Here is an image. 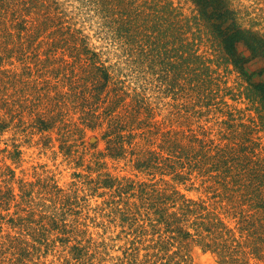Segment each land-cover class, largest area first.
I'll use <instances>...</instances> for the list:
<instances>
[{"label":"trees","instance_id":"obj_1","mask_svg":"<svg viewBox=\"0 0 264 264\" xmlns=\"http://www.w3.org/2000/svg\"><path fill=\"white\" fill-rule=\"evenodd\" d=\"M188 1L191 13L173 0H81L79 11L91 13L97 33L106 34L131 74L143 80L140 91L130 90L129 73L89 44L61 0H0V62L14 55L24 73L37 75L23 81L7 70L0 80L3 89L18 81L29 89L25 105L31 106L21 111L33 116L31 125L40 132L69 124L66 103L75 101L86 116L70 132L84 138L106 123L100 155L128 156L149 175L139 184L98 181L135 198L126 202L122 219L140 224L139 235H150V242L145 257L134 262L192 264L190 246L197 244L217 264H264V19L247 17L235 0ZM226 72L236 74V86L227 84ZM146 84L172 95V116L183 126L156 118ZM229 99L246 105L238 108ZM3 104L0 131L15 119V100L5 96ZM215 112L222 116L217 137L202 123L190 126ZM196 180L212 192L208 199L189 197L175 185ZM52 189L60 192L57 185ZM11 193L0 189V203ZM33 220L19 215L16 222L41 238V224L36 228ZM31 245L40 249L18 239L19 253Z\"/></svg>","mask_w":264,"mask_h":264},{"label":"rangeland","instance_id":"obj_2","mask_svg":"<svg viewBox=\"0 0 264 264\" xmlns=\"http://www.w3.org/2000/svg\"><path fill=\"white\" fill-rule=\"evenodd\" d=\"M61 1L69 15L76 16V25L82 27L90 37L89 44L96 50L104 51L103 57L109 59L107 63H116L123 72L129 73L126 77L131 85L130 90L137 86L136 90L141 91L139 85L143 80H137L136 74H131L121 50L109 42L106 34L97 33L98 26L91 19V13L79 11L81 0ZM173 1L181 5L185 13H191L193 5L188 0ZM235 3L247 13V17L264 19V0H235ZM11 8H15L13 1ZM11 11L6 15L8 22ZM9 58V61L0 62V79L4 78V73L8 75L7 70L14 71L16 79L23 81H33L37 77L33 70L28 75L24 73L22 62L17 61L14 55ZM225 78L229 86H236L234 72H226ZM2 85L0 80V114L5 110L4 97L8 96V101L15 100V119L7 130L0 131V189L12 190L9 199L0 203V264H21V261H24L23 264H137L145 257L150 235H139L140 224L127 223L121 215L135 198L126 193L118 195L114 187L102 186L98 181L113 177L121 181L134 180L139 184L149 175L135 169L128 156L113 159L100 155L105 151L101 134L106 123L94 130H87L84 138H79L75 131L70 132L68 128L75 125L81 127L86 116L75 101L68 106L66 103L69 110V117H66L70 119L66 122L69 124L61 127L55 125L40 132L31 125L33 116H29L25 109L21 111L31 106L25 105L29 99V89H24L19 81L5 89ZM146 86V94L150 96L152 105L156 106V118L168 116L173 126H183L185 123L179 125L181 119L175 117L176 113L172 116L174 114L171 112L176 109L172 106L175 103L172 95L157 92L151 84ZM229 103L238 108L246 105L243 101L231 99ZM208 116L209 120H205V116L196 122L192 119L190 126L196 128L198 123H202L211 130L212 137H217L218 122L222 116L218 112ZM54 185H57L59 193H55L56 188L52 189ZM175 185L189 197L208 199L212 195L200 180L193 184L187 181ZM66 193L70 195L67 200L58 199V195L60 197ZM31 214L34 226L38 228L41 224L43 235L41 238L38 235L40 241L37 236L27 233L28 228L24 229L16 222L19 215L29 217ZM36 218L42 220L39 222ZM229 222L234 225L233 221ZM21 238H26L40 249L36 250L31 245L28 251L20 254L17 243ZM189 252L192 264H217L215 256L210 251H204L200 245L191 244ZM135 259L138 260L134 262Z\"/></svg>","mask_w":264,"mask_h":264}]
</instances>
